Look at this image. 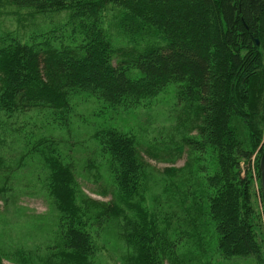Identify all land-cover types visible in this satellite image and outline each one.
Listing matches in <instances>:
<instances>
[{
  "label": "trees",
  "instance_id": "obj_1",
  "mask_svg": "<svg viewBox=\"0 0 264 264\" xmlns=\"http://www.w3.org/2000/svg\"><path fill=\"white\" fill-rule=\"evenodd\" d=\"M5 1L33 13L12 12L18 29L0 32V193L6 198L12 191L11 176L19 169L43 167L40 176L57 211L47 262L89 263L94 247L85 218L98 225L114 221L138 245L144 264H164V253L168 259L176 253L181 239L164 227L159 199L151 212L139 204L150 173L135 135L105 123L93 131L115 188L112 199L101 202L80 190L71 141L56 134L73 132L81 100L92 98L101 114L127 112L167 88L183 105L181 123L190 117L199 122L198 136L184 134L177 146L189 148L186 183L193 172L202 173L197 182L211 192L204 198L186 185L192 199L182 207L184 221L194 207L189 224H213L223 257L261 259L254 178L243 164L263 139L264 0ZM62 11L69 12L66 21L37 31L36 14ZM109 11L125 41L109 33ZM263 151L264 145L256 157L259 179ZM157 196L164 198V185ZM12 256L0 250V264ZM33 257H23L24 263Z\"/></svg>",
  "mask_w": 264,
  "mask_h": 264
},
{
  "label": "rangeland",
  "instance_id": "obj_2",
  "mask_svg": "<svg viewBox=\"0 0 264 264\" xmlns=\"http://www.w3.org/2000/svg\"><path fill=\"white\" fill-rule=\"evenodd\" d=\"M27 10L28 14L33 13L29 9L19 11L16 7L8 5L5 0H0V32L3 29H18L17 17L27 16ZM12 12L19 14L10 16ZM114 15V11L106 14V26L117 41H122L124 35L115 29ZM36 16L34 23L37 31L46 33L49 28H56V25L66 21L69 12H54L44 16L36 14ZM32 32L33 26L27 28L29 35ZM182 107V104H176L173 88H167L152 100H145L127 112L111 110L101 114L99 106L90 98L81 100L76 109L78 116L75 120L76 124L72 127L73 132L60 131L56 134L62 141H71L73 149L70 153L75 165L73 170L80 190L93 201L101 202L110 201L115 188L107 158L100 156L96 151L97 143L92 137L93 131L98 125L105 123L106 126L117 127L136 136L139 147L143 150L142 156L149 163L150 173L141 188L139 204L151 212L157 206L156 200L159 199L161 207L164 206V227H167L173 236L177 232V241L181 239L171 259L166 258L164 253V264H264V254L259 260L251 257H223L217 250L213 224L210 223L207 227L204 223L200 224V227L189 224L190 218L196 216L194 207L184 221L185 213L182 207L192 199L191 196L187 198L186 185L204 198L211 192L203 191L207 186H200L197 182L204 174L193 172V175H190L191 184L186 183L184 178L188 176L186 174H191L189 169L184 167L189 159V148L185 145L183 151H179L178 147L184 144L182 140L184 134L187 137L198 136L199 122L194 121L193 125L190 117L182 124L178 119ZM102 115L106 118H102ZM263 145L264 120L263 139L254 152L250 165L243 164L244 168L251 169L254 178L255 205L259 212L257 233L264 248V203L260 191L263 188L261 177L259 179L255 167L256 157ZM205 162L211 165L213 162L211 155H207ZM38 167L36 170L34 167L32 169L23 167L16 171L10 180L14 186L12 191L7 192L6 198L0 193V250L13 255L4 258V264H58L53 259L47 262L52 256L54 251L52 247L56 242L57 211L52 207L51 199L47 195L45 179L40 176L43 167ZM192 170L195 171L194 166ZM163 185L164 198H158L157 194L161 192ZM179 219H182L181 223H177ZM85 221L86 225L83 229L90 234V246L94 247L88 264H144L138 245L127 241L114 221L106 225L95 224L87 218ZM182 231L185 234L183 232L182 235ZM30 254L36 257L24 263L26 260L24 261L23 257L26 259ZM16 257L17 260L13 259Z\"/></svg>",
  "mask_w": 264,
  "mask_h": 264
},
{
  "label": "water",
  "instance_id": "obj_3",
  "mask_svg": "<svg viewBox=\"0 0 264 264\" xmlns=\"http://www.w3.org/2000/svg\"><path fill=\"white\" fill-rule=\"evenodd\" d=\"M260 170H261V183H262V188H263V192H264V151H263V154H262L261 160H260Z\"/></svg>",
  "mask_w": 264,
  "mask_h": 264
}]
</instances>
